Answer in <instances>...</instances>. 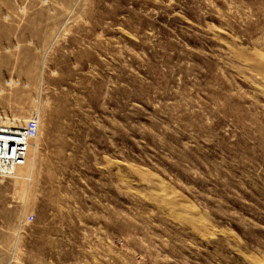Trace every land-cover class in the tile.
<instances>
[{"label":"rangeland","instance_id":"374dc122","mask_svg":"<svg viewBox=\"0 0 264 264\" xmlns=\"http://www.w3.org/2000/svg\"><path fill=\"white\" fill-rule=\"evenodd\" d=\"M0 117V264H264V0H0Z\"/></svg>","mask_w":264,"mask_h":264},{"label":"built area","instance_id":"2783aa9c","mask_svg":"<svg viewBox=\"0 0 264 264\" xmlns=\"http://www.w3.org/2000/svg\"><path fill=\"white\" fill-rule=\"evenodd\" d=\"M37 131L38 124L33 119L16 124L0 117V176H9L14 168L25 164L29 144Z\"/></svg>","mask_w":264,"mask_h":264},{"label":"bare ground","instance_id":"6f19581e","mask_svg":"<svg viewBox=\"0 0 264 264\" xmlns=\"http://www.w3.org/2000/svg\"><path fill=\"white\" fill-rule=\"evenodd\" d=\"M36 121H38L36 118H34ZM13 123L16 124H24L25 122H21L18 119H14L12 120ZM33 140L30 142L29 144V148H28V152H27V157H26V162L24 165L22 166H18L16 168L13 169V173L10 175L11 177H14L16 179H26L28 180L29 176H30V165L32 163V153H33V149H34V145L32 144ZM21 168H26L25 172L21 171Z\"/></svg>","mask_w":264,"mask_h":264}]
</instances>
